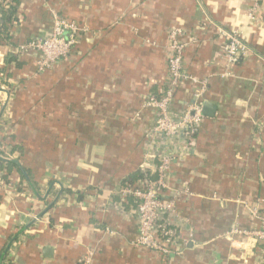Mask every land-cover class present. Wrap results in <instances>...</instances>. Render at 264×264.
<instances>
[{
	"label": "crops",
	"instance_id": "crops-1",
	"mask_svg": "<svg viewBox=\"0 0 264 264\" xmlns=\"http://www.w3.org/2000/svg\"><path fill=\"white\" fill-rule=\"evenodd\" d=\"M254 2L0 0L16 17L0 36V264H80L88 253V264H264V246L241 233L264 216V0L252 20ZM53 13L85 31L39 72L38 52L15 47L47 38ZM217 27L250 49L224 78ZM173 28L188 44L185 71L208 82L193 151L172 163L163 193L187 191L176 203L181 253L164 260L133 245L136 202L115 193L147 152L144 99L166 85ZM194 90L176 91L174 118Z\"/></svg>",
	"mask_w": 264,
	"mask_h": 264
},
{
	"label": "built area",
	"instance_id": "built-area-1",
	"mask_svg": "<svg viewBox=\"0 0 264 264\" xmlns=\"http://www.w3.org/2000/svg\"><path fill=\"white\" fill-rule=\"evenodd\" d=\"M255 0L248 16L254 20L258 16V3ZM219 37L224 40L222 52L225 70L220 75L228 77L233 66L239 59L250 53V49L236 30L216 28ZM85 31L72 22L60 19L52 14V27L47 38H35L24 44L17 45L15 52L24 54L29 50L38 52L37 70L44 72L57 60L68 57L77 44V34ZM182 31L179 28L169 30L166 49L167 82L159 95L148 94L144 99V106L154 113V124L146 136L144 146L147 152L138 168L142 179L135 186L121 187L115 194L121 200L132 197L136 202L138 219V236L133 245L135 247L154 251L158 256L167 260L171 256L179 255L181 238L180 226L175 225L179 220L176 203L186 190L176 192L163 200V193L169 189L170 168L173 162L182 159L193 151L194 139L202 121V95L207 88V79H197L189 76L183 66V52L187 43L180 41ZM189 81L195 90L192 100L186 103L179 117L174 118L170 113L176 91L183 82ZM5 178L0 175V187ZM172 194V192L170 193ZM257 211L252 210V215ZM182 222V221H181ZM261 226L254 230L243 231V235L251 238L255 243L264 246V216L261 217ZM179 229V230H178ZM238 233V231H235ZM88 253L80 264H88Z\"/></svg>",
	"mask_w": 264,
	"mask_h": 264
},
{
	"label": "trees",
	"instance_id": "trees-1",
	"mask_svg": "<svg viewBox=\"0 0 264 264\" xmlns=\"http://www.w3.org/2000/svg\"><path fill=\"white\" fill-rule=\"evenodd\" d=\"M15 20H16V17H15V8H5L2 4H0V36H2V39H8L9 38V31H8V28H7L6 25H7L8 22H14ZM66 58H62V59H66ZM8 60H9V58H8ZM10 60H11V62L14 61L16 63V65H18V62H16L15 57H12ZM59 60H61V59H59ZM49 69H47V70H49ZM47 70H45V71H47ZM158 93L160 94V91ZM158 93H156L154 95H159ZM154 121L155 120L153 118V124H154ZM153 124L151 125V127H149L146 130V132L144 134V138H143L144 139V142H145L146 136L149 133V131L151 130ZM15 149L16 150L18 149V151H21L20 148L17 147V146L15 147ZM1 164H3V162H0V165ZM8 164H10L11 167H14V168L16 167L17 168V166L15 164H13V163L7 162V165ZM7 175H9V174H7ZM5 179H6V175H5ZM140 179H142V175L137 170L135 173H133L131 176H129V178L126 179V181L124 182V184H122V187H124L126 185H131L132 187H134L135 186V183L137 181H139ZM8 191H10V188H8Z\"/></svg>",
	"mask_w": 264,
	"mask_h": 264
},
{
	"label": "water",
	"instance_id": "water-1",
	"mask_svg": "<svg viewBox=\"0 0 264 264\" xmlns=\"http://www.w3.org/2000/svg\"><path fill=\"white\" fill-rule=\"evenodd\" d=\"M204 108H212V110H213V106H211L210 104H208V103H204L203 104V109ZM203 111V110H202Z\"/></svg>",
	"mask_w": 264,
	"mask_h": 264
}]
</instances>
